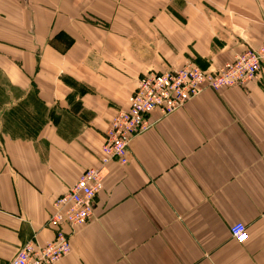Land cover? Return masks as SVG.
I'll return each instance as SVG.
<instances>
[{"label":"crops","instance_id":"crops-1","mask_svg":"<svg viewBox=\"0 0 264 264\" xmlns=\"http://www.w3.org/2000/svg\"><path fill=\"white\" fill-rule=\"evenodd\" d=\"M30 1L31 13L0 0L3 37L40 46L7 49L0 83L5 110L34 126L0 130V264L54 238L55 199L101 164L106 127L141 75L212 70L264 41V0L155 1L148 16L139 0ZM150 119L129 162L107 164L91 220L62 226L72 250L55 264H264V78Z\"/></svg>","mask_w":264,"mask_h":264},{"label":"built area","instance_id":"built-area-1","mask_svg":"<svg viewBox=\"0 0 264 264\" xmlns=\"http://www.w3.org/2000/svg\"><path fill=\"white\" fill-rule=\"evenodd\" d=\"M262 77L264 41L257 48H245L232 61L212 70L188 63L164 72H145L130 96L129 108L117 113L108 127L102 145L101 167L85 169L73 186L55 199L50 223L58 227L59 236L44 245L28 241L10 264H55L71 252L70 237L62 226L78 227L91 220L94 200L104 187L102 171L110 161L129 162L132 139L152 128L150 115L154 111L165 116L183 107L202 90L245 87ZM231 233L241 243L249 237L247 226L241 222L231 226Z\"/></svg>","mask_w":264,"mask_h":264},{"label":"rangeland","instance_id":"rangeland-1","mask_svg":"<svg viewBox=\"0 0 264 264\" xmlns=\"http://www.w3.org/2000/svg\"><path fill=\"white\" fill-rule=\"evenodd\" d=\"M9 1H12V3L14 4V5H16V2L18 3V2H21V3H23L25 6H27V9H29V6L31 7L29 10V12L31 13V11L33 10V8H35L36 9V6H37V4L36 3H32L30 0H23V1H20V0H5V2H9ZM139 1H141V3L143 4V15H145V16H148V13H145V11H147L149 8H150V3H153V4H155V1H157L158 3H159V8H161L160 6H162V4H164L165 3V0H139ZM139 3V2H138ZM144 6L146 7V8H144ZM49 11V10H48ZM37 14V12L36 13H34V15H36ZM32 18V17H31ZM14 21H16V20H14ZM1 25V27H2V31L0 32V61L1 62H3V63H5L6 62V59L7 58H12L11 56H9V54L7 53L8 51H7V49H15V48H17V47H23L24 45H28V46H31V48H35V49H37L38 47H40V46H38L36 43H32V41H22L24 44H22V45H14L12 42H10V41H8V40H6L4 37H3V35H5V34H7V33H11V29L9 28V27H11V21L8 23V24H0ZM4 27V28H3ZM32 27V26H31ZM16 30H17V28L15 27V31L14 32H16ZM54 41H58V39H56V40H54ZM20 43V42H19ZM49 43L51 44V46H52V44H53V40H50L49 41ZM55 43V42H54ZM26 48V47H25ZM34 50V49H33ZM9 61L10 60H8L5 64H3L2 66H0V83L1 82H5V81H7V79L5 80V78H7L6 77V75H5V71L3 72V70H4V66H6L8 63H9ZM202 68V67H201ZM3 74V75H2ZM264 78V77H263ZM142 79H141V76L138 78V81H137V84H139V82L141 81ZM1 88V87H0ZM216 91V90H215ZM1 92V91H0ZM4 92V91H3ZM2 92V93H3ZM220 92V91H219ZM25 94H26V92H24ZM24 93H22V91L19 89L18 91H16V90H14V89H11V91H10V96H15L14 98H23V96H24ZM4 95L6 96V94L4 93ZM4 95H0V130L2 129V130H4V131H7V129H9V130H13V132L14 133H29V132H31L32 130H33V128H34V126L33 125H31L30 123H29V121L27 120V122L30 124V128L29 129H26L22 124H21V122H17L16 120H15V118H13L12 117V114H11V112H8V111H6L5 110V105H6V103H8V97L6 98ZM10 101H11V99H10ZM187 104V103H186ZM185 104V105H186ZM184 105V106H185ZM183 106V107H184ZM129 108V105L126 107V108H121V109H119L114 115H113V117H112V119H111V121L113 120V118H115V116H116V114L117 113H119L120 111H122V110H127ZM9 117H11L12 119H8ZM111 121H110V123H111ZM36 123V122H35ZM110 123L108 124V126L106 127V130H105V137H106V135H107V131H108V127H109V125H110ZM34 124V123H33ZM106 139V138H105ZM134 139V138H133ZM132 139V140H133ZM116 161V160H115ZM122 164V163H121ZM123 164H125V163H123ZM94 167H101L100 165H98V166H94ZM103 182L105 183V179L103 180ZM52 225V224H51ZM70 225H68V227H69ZM70 227H72V226H70ZM63 228V227H62ZM72 228H75V227H72ZM65 233H66V231L65 230H63ZM68 235H69V233H67ZM59 235L56 233V235L54 236V238H57ZM69 237H71L70 235H69ZM53 238V239H54ZM53 239H51L50 241H52ZM50 241H47L45 244H47L48 242H50ZM70 242H71V238H70ZM71 248H72V244H71ZM21 249V248H20ZM19 249V250H20ZM18 253V252H17ZM25 261H26V259H24ZM26 264V263H25Z\"/></svg>","mask_w":264,"mask_h":264},{"label":"bare ground","instance_id":"bare-ground-1","mask_svg":"<svg viewBox=\"0 0 264 264\" xmlns=\"http://www.w3.org/2000/svg\"><path fill=\"white\" fill-rule=\"evenodd\" d=\"M202 91H205V90H202ZM202 91H201V92H202ZM201 92H200V93H201ZM197 95H198V94H197ZM194 97H195V96H194ZM106 172H107V167H106L105 170L102 171L101 176L105 178V177H106V175H105Z\"/></svg>","mask_w":264,"mask_h":264}]
</instances>
